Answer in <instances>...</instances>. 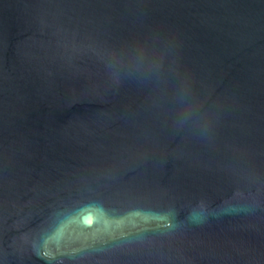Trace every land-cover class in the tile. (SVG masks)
I'll return each instance as SVG.
<instances>
[{
	"label": "water",
	"instance_id": "95a60500",
	"mask_svg": "<svg viewBox=\"0 0 264 264\" xmlns=\"http://www.w3.org/2000/svg\"><path fill=\"white\" fill-rule=\"evenodd\" d=\"M0 264H264V0H0Z\"/></svg>",
	"mask_w": 264,
	"mask_h": 264
}]
</instances>
